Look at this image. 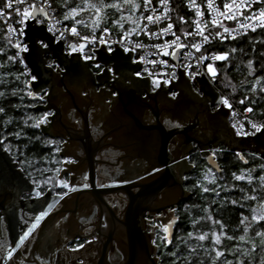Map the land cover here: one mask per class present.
Returning a JSON list of instances; mask_svg holds the SVG:
<instances>
[{
  "label": "water",
  "instance_id": "95a60500",
  "mask_svg": "<svg viewBox=\"0 0 264 264\" xmlns=\"http://www.w3.org/2000/svg\"><path fill=\"white\" fill-rule=\"evenodd\" d=\"M35 15L46 18L39 11ZM25 24L29 51L22 58L30 75L29 97L43 101L33 106L35 111L49 112L48 122L39 123L41 133L63 139L59 155L72 161L64 163L60 176L69 174L73 191L20 201L21 192H37L35 185L0 144V210H46L36 240V247L43 249L61 245L67 228L75 230L68 240L79 235L82 221L99 206L109 218L97 264H110L113 240L124 253L116 264H160L159 247L153 242L158 227L149 225L146 215L161 212L158 219L172 238L178 221L175 209L192 195L184 186L195 167L191 153L197 149L217 171L213 151L221 146L256 152L264 160V129L237 136L231 108L220 103L223 94L204 73L191 78L179 67L176 79L154 86L149 77L136 75L140 63L133 60V51L116 42L110 45L112 52L106 45L92 48L95 58L85 61L80 49L67 50L64 40H56L44 21ZM176 52L173 59L178 62L180 50ZM97 65L112 71L100 72ZM81 177L86 187L77 183ZM118 193L128 201L122 217L106 200ZM67 214L68 223H63Z\"/></svg>",
  "mask_w": 264,
  "mask_h": 264
},
{
  "label": "trees",
  "instance_id": "16d2710c",
  "mask_svg": "<svg viewBox=\"0 0 264 264\" xmlns=\"http://www.w3.org/2000/svg\"><path fill=\"white\" fill-rule=\"evenodd\" d=\"M50 1L61 18L59 5ZM171 2L177 19L189 15L183 0ZM75 26L84 34L105 28ZM108 30L114 36L125 32L112 27ZM5 35L0 20V48L3 49L0 52V107L4 109L0 112V137L10 152L19 158L28 175L38 177L55 169L59 160L58 145L46 139L36 125L40 117L33 109L35 102L29 97L30 75L19 63V58L15 61L7 59L15 55L16 49L11 47ZM206 49L227 53L225 60L212 64L216 76L207 73L215 87L241 109L251 107V117L264 120V92L260 91L264 88V28L258 27L232 40L212 43ZM241 100L244 103L241 104ZM213 153L220 171L209 166L197 149L189 156L195 167L187 174L186 188L192 195L176 210L178 221L172 238H158L160 264H225L226 260L238 264V259L240 264H262L264 260V247L261 246L264 235H256V232L264 233V220H252L255 211L264 207V189L261 188L264 182L260 180L264 176V160L256 152L238 153L224 146ZM208 171L212 176H205ZM236 176L241 179L237 180ZM200 236L205 238L200 240ZM229 236L233 239H228ZM241 236L244 240L239 239ZM245 250L248 255H241ZM217 251L223 255L217 257Z\"/></svg>",
  "mask_w": 264,
  "mask_h": 264
},
{
  "label": "built area",
  "instance_id": "2783aa9c",
  "mask_svg": "<svg viewBox=\"0 0 264 264\" xmlns=\"http://www.w3.org/2000/svg\"><path fill=\"white\" fill-rule=\"evenodd\" d=\"M6 2L7 0L0 1V8H3ZM183 2L189 15L183 17L182 22L181 17L179 19L176 18L171 0H167L166 3H161L160 0H151V3L147 7L144 6L142 0L143 19L140 28L143 29L144 24H147L148 28L144 31H140L139 35L134 32L129 36L123 37V39H121V37L124 32L118 36H114L109 30L107 32L103 30H93L84 34L78 27L76 28L79 35H73L68 31L72 25H68L59 17L57 7L54 6L50 0V7L49 4L44 3V0H25L23 4H17L15 0H13V8L11 10H5V15L0 16V20L4 24L6 30L7 25L4 21L7 18V14L11 12L12 18L8 23L12 24L14 27H18V25H16V20L19 19V17L15 14L16 9L19 8L22 14L24 7L34 3L38 8H45L47 17L45 19L40 18V20L45 22L48 30L51 29L49 31L55 36L56 40H64L67 50H72L68 45L74 46L75 49H80V45L85 44L87 46L84 48V54L92 55V48L100 45L99 39L102 36L106 40L107 45L116 42L124 49L132 50L134 53L133 60L140 63V68L137 72L141 73L140 76L142 77H149L152 84L157 86L162 82L168 84L176 79L178 77V68L182 67L185 69V65H190L187 70L185 69L187 75L189 72L193 71L208 75L205 65L208 63L214 64L219 61L215 59L217 54H226L227 57V53L207 51L206 47L215 42L232 40L234 39L233 37L237 38L249 33L252 31L251 26L248 28H241L237 25V20H240L241 23H246V21L243 20L241 12L243 15L250 16L253 12L258 13L260 10L264 9V0H247L249 7L245 8L242 4L241 9H233L236 13V19H225L220 13L224 12L223 3L227 2V0H211V8L208 7L209 0H183ZM197 11H200L202 15L197 16ZM147 15H153L154 18L159 17V19H154L153 22H149L144 19ZM213 18L217 20L215 26L211 23ZM169 23H172L174 27L166 31H161L162 29H167ZM197 24H199L200 29L203 30V35L209 36L207 41L203 40V36L198 34L199 30L196 27ZM252 24L255 25L256 22L253 21ZM258 27L259 26H256V28ZM225 28L229 31L225 32ZM145 31L155 33V35H145ZM217 32L220 33V36L216 35ZM173 33H175V35H173ZM186 33H191V35H186ZM83 36H88L89 39L87 41L80 39V37ZM93 36L96 37L95 40L91 39ZM176 36L180 37V43L186 45L184 48L176 49V51L180 50L178 62H175L173 55H171V52L175 48L173 41H175ZM11 40L14 44L16 42V37L12 35ZM165 44H167L168 47H163ZM193 44L198 45L200 50L197 51L196 48H193ZM157 45L161 47H156ZM88 50H90V53H88ZM164 52H168L169 54L164 55ZM22 53L20 57H18L19 59L22 58ZM200 55L207 57L202 63L199 62L198 59ZM162 61L163 63H161ZM228 101L231 105L229 118L232 125L236 124L237 127H239V125L243 124L244 131L256 133L255 130L250 127L248 121H252L256 124H264L263 119L251 117L250 112L246 113L229 99Z\"/></svg>",
  "mask_w": 264,
  "mask_h": 264
},
{
  "label": "flooded vegetation",
  "instance_id": "af4514ba",
  "mask_svg": "<svg viewBox=\"0 0 264 264\" xmlns=\"http://www.w3.org/2000/svg\"><path fill=\"white\" fill-rule=\"evenodd\" d=\"M173 95V92L171 93ZM35 104L42 103L41 99L34 101ZM33 105V106H34ZM39 117L37 121V127L39 129V123H46L47 116L49 112L37 111ZM40 131V129H39ZM41 133V131H40ZM42 134V133H41ZM46 139H49L51 143L58 145V163L55 169L46 172L42 176L32 177L22 167V164L17 156L12 154L10 150L4 145L3 146L7 151L10 152L11 156L15 158L17 162V168L21 169L29 180L35 185L37 192H43V195H48L50 197L59 195L62 196L64 192L68 194L73 191V186L70 184L69 174L63 173L64 163H70L72 161L69 157H63L59 155L63 139L59 137H52L50 135L42 134ZM1 138V137H0ZM2 140V138H1ZM3 141V140H2ZM70 161V162H67ZM195 166V165H194ZM56 173L54 174V171ZM59 171V175L57 174ZM102 174V173H101ZM100 174V177H101ZM186 177L184 181V186L186 187ZM49 179V184L45 187L42 181ZM64 180L71 187L63 188L59 186V181ZM51 182H53L51 184ZM77 183H80L82 187H86L87 183L84 178H79ZM135 190V189H134ZM37 192H24L20 194L19 200H27L31 198H37ZM64 196V195H63ZM2 195H0L1 199ZM108 204L113 208L118 217H122L126 205L128 203L127 197L123 193L112 194V196L106 198ZM184 201V200H183ZM181 204V203H180ZM95 210L92 214L87 215L85 220L82 221V226L78 228L79 235L73 239H69L75 231H66L63 237V243H53L51 247H43L40 249L36 247L37 236L40 233L41 225L44 217L41 221L38 222L37 227L33 228L32 224L35 222V216L41 211H28L23 210L22 207H17L15 212H10L9 209L0 210V264H97L98 259L100 258L103 250V240H106L105 235L107 228L108 215L102 213L99 206L94 207ZM175 209V214H176ZM162 215L161 212H158L154 215H146L149 225L152 227H158L155 230L153 228L150 231L155 232V237L153 242L158 245V238L167 237V231H165L166 226L162 225L158 217ZM69 214L63 219V223H68ZM59 226V225H58ZM60 227V226H59ZM66 229V230H67ZM22 231H30L31 236L28 240L24 242L19 241V237L22 235ZM168 238V237H167ZM169 239V238H168ZM87 241V242H86ZM77 244H83V247L77 248ZM159 247V245H158ZM76 249V250H73ZM11 251L12 256H8V252ZM124 253L121 248L118 246L117 242L113 240L110 250H109V261L110 264H116L123 260Z\"/></svg>",
  "mask_w": 264,
  "mask_h": 264
},
{
  "label": "snow or ice",
  "instance_id": "6c2138e0",
  "mask_svg": "<svg viewBox=\"0 0 264 264\" xmlns=\"http://www.w3.org/2000/svg\"><path fill=\"white\" fill-rule=\"evenodd\" d=\"M160 2L161 3H166L167 0H160ZM15 3L23 4V3H25V0H15ZM44 3L45 4H49V0H44ZM86 3H87V0H86ZM123 3H126V4L127 3H131V0H123ZM143 3H144V6L147 7L151 3V0H143ZM242 4H243V7H245V8L249 7V5L247 3V0H227V2L223 3L224 12L220 13V15L224 16L225 19H236V13L233 11V9H237V10L241 9V5ZM50 6L51 5L49 4V7ZM107 6L113 7V8H117L118 7V5H116V4L107 5ZM88 7L96 8L97 13L99 12V8L97 7V5H88ZM131 7L132 8H136L138 6L135 3H131ZM208 7L209 8L212 7L211 0H209ZM12 8H13V0H7V2L3 5V8H0V16H4L5 15V10H11ZM37 11H39L41 15L47 17V12H46L45 8H43V7H39L38 8L37 5L34 4V3L24 7L22 14L20 12V9L17 8L15 14H16L17 17H19V19L16 20V25H18V27H14L12 24L8 23V21L11 20L12 16H11V12H9L7 14V18L4 21V23L7 25V28L5 30V32H6L5 39L8 41V43L11 45L12 48L16 49L15 55H10V56L7 57V59L9 61H15L18 57H20V54L22 52H28L29 51V45L27 44V42L24 39L26 37V33H25L26 24H25V21L31 19V20H33L36 23H40L41 22L40 18L35 15V13ZM153 11H154V9H153ZM71 12L72 13H76L77 9L76 8H71ZM196 15L197 16H201L202 13L200 11H197ZM241 15L243 17V20L246 21V23H241L240 20H237L236 22H237L238 27L248 28V27L251 26V30L252 31L256 30V26L264 28V9L260 10L258 13L253 12V14L250 15V16L243 15L242 12H241ZM64 19L68 20V16H64ZM144 19H146L149 22H153L154 19H159V17H155L154 18L153 15H147V16L144 17ZM181 21L183 22V17H181ZM253 21L256 22L255 25L252 24ZM80 23H82V21L74 20V23H73L72 27L70 29H68V31H70L73 35H77L78 36L79 33H78L77 28H76L75 25L76 24H80ZM211 23H212L213 26H215L217 24V20L215 18H213ZM173 27H174V25L172 23H169L167 25V29H162L161 31H166V30L172 29ZM196 27L199 30L198 34L202 35L203 36V40L207 41L209 39V36L203 35V30L200 29V25L199 24H197ZM147 28H148L147 24L143 25V29L140 28L139 24H136V26L134 28L126 30L123 33V36L121 37V39H123V37L131 35L132 32H136V34L139 35L140 31H144ZM49 30H51V29H49ZM103 31L107 32L108 28L105 27L103 29ZM224 31L228 32L229 30L227 28H225ZM144 34L145 35H155V33H150V32H147V31H145ZM12 35H14L16 37V42L14 44L11 43V36ZM173 35H175V33H173ZM186 35H191V33H186ZM216 35L220 36V33L217 32ZM233 38H235V37H233ZM80 39L87 41L89 39V37L88 36H83V37H80ZM91 39L95 40L96 37L93 36ZM40 43H41L42 47H45V48L47 47V45L44 44L43 42H40ZM99 43L101 45H106L107 50L109 52L113 51L112 47L110 45L106 44V40L102 36L99 39ZM173 43L175 44V48L171 52V55H176L177 54L176 49H181V48H184L186 46V45L180 43V37L179 36H176V39H175V41H173ZM86 46L87 45H85V44H81L80 45V51H81V54H82V58L85 61L90 60V59H94L95 58L94 54H92V55L84 54V48ZM68 47L72 48L73 51L76 50L75 47L72 46V45H68ZM156 47H161V46L157 45ZM163 47L166 48V47H168V45L165 44V45H163ZM192 47L196 48L197 51L200 50L198 45H196V44H193ZM125 51H129V49H125ZM233 51H235V49H233ZM0 52H3L2 48H0ZM168 54H169L168 52H164V55H168ZM198 59H199V62L202 63V62H204L207 59V57L204 56V55H200ZM215 59L216 60H225L226 59V54H217L215 56ZM19 63L23 64L24 63V59L20 58L19 59ZM161 63H163V61ZM248 63L251 64L252 61L249 60ZM205 66H206L207 73L210 74L211 76L215 77L216 76V71H215L213 65L211 63H208ZM49 67L54 69V70H60L59 66L56 65V64H50ZM189 67H190V65H185V69L186 70ZM97 68L99 69L100 72H103L105 70H107L109 72L112 71L110 68L109 69H105L104 67H102L100 65H97ZM136 75L139 76V75H141V73L137 72ZM188 75L190 77H195L197 75H200V73L193 71V72H189ZM32 79L35 80L36 77L33 76ZM260 91L264 92V88H261ZM0 95H2V93H0ZM29 95H32V93L30 92ZM173 95H175V94L173 93ZM244 99H248V97H245ZM220 103L223 106L231 108V105L229 104V101L226 98L221 97ZM240 103L241 104L244 103V100H241ZM3 111H4V109L2 107H0V112H3ZM244 111L246 113H248V112H252L253 109L251 107H248V108H245ZM248 123H249L250 127L255 130V132H260L262 130V128H264V124H256V123H253L252 121H248ZM232 127L235 130V134L237 136L254 134V133H249V132L244 131L243 124L239 125V127H237L236 124H233ZM3 143H4L3 141H0V144H3ZM67 162H70V161H67ZM57 174L59 175V171H58ZM236 179L240 180L241 177L240 176H236ZM260 180L262 182H264V176L260 177ZM59 186H61L63 188L71 187V185H69L67 182H65L62 179L59 181ZM261 188L264 189V183H262ZM208 190L209 189H205V191H208ZM252 191L255 192L256 189L253 188ZM42 195H43V192H37V198L41 197ZM58 195H59V193H58ZM63 195L67 196L68 193L64 192ZM253 199H255V197H253ZM233 203H235V201H233ZM47 214L48 213H47L46 210H41L35 216V222L32 224V227L33 228L37 227L38 222L41 221ZM209 219H211V217H209ZM257 219L264 220V207H261L259 217H257V215H253L252 216V220L253 221H256ZM215 222L216 223H220V221H215ZM241 223H243V221H241ZM165 231H167V229H165ZM245 231H247V228H245ZM222 234H223V232H222ZM189 235H191V233H189ZM213 235H215V234H213ZM256 235L257 236H262V235H264V233L256 232ZM30 236H31V232L30 231H22V235L19 237V241L20 242H24V241L28 240ZM204 238H205L204 236H200L199 237L200 240H203ZM227 238L228 239H233V237H231V236H229ZM239 239L240 240H244V237L241 236V237H239ZM216 242L218 243L219 240L217 239ZM261 246L264 247V240L261 241ZM80 247H83V244H77V248H80ZM254 247H255V245H254ZM73 250H76V249H73ZM190 251H193V250H190ZM172 255L175 256L176 253H172ZM222 255L223 254L221 252H219V251L216 252V256L217 257H221ZM241 255L246 256V255H248V253L245 250L243 253H241ZM8 256L9 257L12 256L11 251L8 252ZM253 260H254V256H253ZM214 264H215V262H214ZM225 264H232V261H227L226 260ZM238 264H240L239 259H238ZM262 264H264V260H262Z\"/></svg>",
  "mask_w": 264,
  "mask_h": 264
},
{
  "label": "crops",
  "instance_id": "0c3cea01",
  "mask_svg": "<svg viewBox=\"0 0 264 264\" xmlns=\"http://www.w3.org/2000/svg\"><path fill=\"white\" fill-rule=\"evenodd\" d=\"M60 8V16L63 20L64 16H68V23H74V20H80L82 23L77 26L85 27L86 29H96L101 27H112L114 29L129 30L141 24L143 19L142 1L138 5V9L132 11L128 5L120 6L117 0L113 2L107 0H54ZM116 4L117 8L107 5ZM88 5H97L96 8L88 7ZM128 6V7H127ZM71 8H76L77 12L72 13ZM140 11V12H138ZM132 32L131 34H133Z\"/></svg>",
  "mask_w": 264,
  "mask_h": 264
},
{
  "label": "rangeland",
  "instance_id": "374dc122",
  "mask_svg": "<svg viewBox=\"0 0 264 264\" xmlns=\"http://www.w3.org/2000/svg\"><path fill=\"white\" fill-rule=\"evenodd\" d=\"M118 1V4L120 5V6H122L123 7V5H125L126 3H123V0H117ZM131 3H135L137 6L139 5V0H131ZM131 3H127L126 5H128V6H130L131 7ZM127 6V7H128ZM131 9H132V11H134V9H136V11H137V9H138V7H136V8H132L131 7ZM29 92V91H28ZM41 118V117H40ZM39 118V119H40ZM36 125H37V121H36ZM56 173V170L54 171V174ZM205 176L206 177H209V176H212V172L211 171H208L206 174H205ZM42 183L45 185V187L47 186V184H49V179H47V180H45V181H42ZM53 182H51V184H52ZM254 215H257V217H259V215H260V210H256L255 211V213H254Z\"/></svg>",
  "mask_w": 264,
  "mask_h": 264
}]
</instances>
